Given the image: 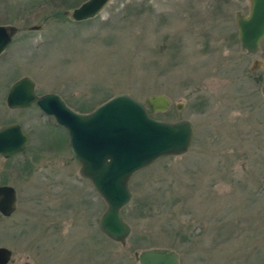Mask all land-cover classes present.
Listing matches in <instances>:
<instances>
[{"label":"rangeland","instance_id":"1","mask_svg":"<svg viewBox=\"0 0 264 264\" xmlns=\"http://www.w3.org/2000/svg\"><path fill=\"white\" fill-rule=\"evenodd\" d=\"M85 1L0 0V26L18 29L0 57V128L19 124L29 138L25 154L0 157V186L18 196L17 211L0 214V247L15 264H139L136 253L155 248L181 264H264V40L242 53L236 25L250 1L112 0L93 20L66 16ZM24 77L79 113L120 94L150 110L165 95L171 107L152 116L193 123L188 153L131 178L125 246L100 231L107 206L67 130L37 106L8 108Z\"/></svg>","mask_w":264,"mask_h":264},{"label":"water","instance_id":"2","mask_svg":"<svg viewBox=\"0 0 264 264\" xmlns=\"http://www.w3.org/2000/svg\"><path fill=\"white\" fill-rule=\"evenodd\" d=\"M250 11L236 15L242 53H256L264 40V0H249ZM111 0H88L65 14L75 22L95 19ZM31 30H41L33 27ZM18 29L0 26V56L11 46ZM256 62L252 71L258 69ZM264 97V87L261 89ZM34 104L69 133V148L81 163L80 174L91 181L107 206L100 220L101 232L116 243L127 244L132 228L123 210L133 200L130 180L136 173L157 161L189 152L194 140V126L188 120L169 122L152 117L148 109L128 94H120L89 114L73 111L56 94L38 96L36 82L24 77L15 83L7 98L12 110L28 109ZM171 100L165 95L148 99L152 113L166 112ZM28 138L18 124L0 128V155L9 159L24 154ZM18 196L11 186L0 187V214L11 217L17 211ZM139 264H181L180 255L171 249H148L136 253ZM15 263L13 253L0 247V264Z\"/></svg>","mask_w":264,"mask_h":264},{"label":"flooded vegetation","instance_id":"3","mask_svg":"<svg viewBox=\"0 0 264 264\" xmlns=\"http://www.w3.org/2000/svg\"><path fill=\"white\" fill-rule=\"evenodd\" d=\"M52 118V117H51ZM28 137V136H27ZM28 143H29V138H28ZM18 156H20V155H18ZM0 157H3V156H1L0 155ZM15 157H17V156H15ZM15 157H13V158H15ZM4 158V157H3ZM13 158H11V159H13ZM8 160H10V159H8ZM15 259V258H14ZM15 263H16V259H15ZM15 263H11V264H15Z\"/></svg>","mask_w":264,"mask_h":264},{"label":"trees","instance_id":"4","mask_svg":"<svg viewBox=\"0 0 264 264\" xmlns=\"http://www.w3.org/2000/svg\"><path fill=\"white\" fill-rule=\"evenodd\" d=\"M44 5H47V4H44ZM41 6H43V5H39V6H37L36 9L39 8V7H41ZM151 114H152V113H151Z\"/></svg>","mask_w":264,"mask_h":264}]
</instances>
